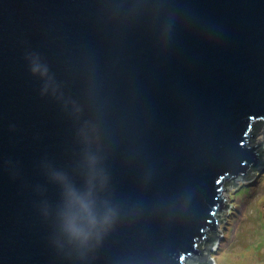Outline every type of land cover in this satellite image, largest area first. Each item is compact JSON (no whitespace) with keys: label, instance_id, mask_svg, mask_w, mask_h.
Returning a JSON list of instances; mask_svg holds the SVG:
<instances>
[{"label":"water","instance_id":"water-1","mask_svg":"<svg viewBox=\"0 0 264 264\" xmlns=\"http://www.w3.org/2000/svg\"><path fill=\"white\" fill-rule=\"evenodd\" d=\"M260 119L264 0H0V264H196Z\"/></svg>","mask_w":264,"mask_h":264},{"label":"rangeland","instance_id":"rangeland-1","mask_svg":"<svg viewBox=\"0 0 264 264\" xmlns=\"http://www.w3.org/2000/svg\"><path fill=\"white\" fill-rule=\"evenodd\" d=\"M228 206L218 209L213 264H264V168L224 188Z\"/></svg>","mask_w":264,"mask_h":264},{"label":"trees","instance_id":"trees-1","mask_svg":"<svg viewBox=\"0 0 264 264\" xmlns=\"http://www.w3.org/2000/svg\"><path fill=\"white\" fill-rule=\"evenodd\" d=\"M263 129H264V119H260V120H257L256 122H254L252 124V128H251V132L253 133V137L249 140V143H250L249 145L258 146L257 152L260 155L262 162L264 161V144H263L262 141L258 140V137L260 136L261 133H263ZM262 165L263 164H261L258 167H250L248 172L245 175H242V179L245 180L248 177H251L255 173L259 172L260 169H262L264 167ZM234 179H236V178H233L230 181H228L224 185V187H227L228 185L233 184V180ZM216 235H217L216 233L214 234L213 232H211L209 230L206 231V235L204 236V240L201 243H199L198 246H197L198 249H199V254L198 255H194V259L196 258L195 259L196 264H212L211 260L209 258V255H208L209 251H210L209 247H210L211 244L207 243L206 240L208 238H211L212 241H213L215 239Z\"/></svg>","mask_w":264,"mask_h":264},{"label":"clouds","instance_id":"clouds-1","mask_svg":"<svg viewBox=\"0 0 264 264\" xmlns=\"http://www.w3.org/2000/svg\"><path fill=\"white\" fill-rule=\"evenodd\" d=\"M33 71H40L41 74L47 71L46 68H44L42 65H40L38 62L35 61L33 63ZM68 196V202L69 205H71L74 201L79 202L81 207L87 208L86 202L78 196L73 190H69L67 193ZM108 221V217L105 216L102 221H100L101 225L106 224ZM95 223V221H93ZM66 230L69 232L70 236L76 239H80L81 241L87 240L89 236V232L85 231L84 229L77 227L76 225L72 224L71 222H68L66 224Z\"/></svg>","mask_w":264,"mask_h":264},{"label":"snow or ice","instance_id":"snow-or-ice-1","mask_svg":"<svg viewBox=\"0 0 264 264\" xmlns=\"http://www.w3.org/2000/svg\"><path fill=\"white\" fill-rule=\"evenodd\" d=\"M243 145V142L241 141V146Z\"/></svg>","mask_w":264,"mask_h":264}]
</instances>
